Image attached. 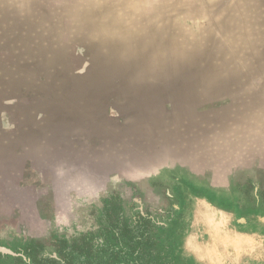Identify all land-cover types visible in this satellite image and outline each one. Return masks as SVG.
<instances>
[{"label":"rangeland","instance_id":"rangeland-1","mask_svg":"<svg viewBox=\"0 0 264 264\" xmlns=\"http://www.w3.org/2000/svg\"><path fill=\"white\" fill-rule=\"evenodd\" d=\"M0 264H264V0H0Z\"/></svg>","mask_w":264,"mask_h":264}]
</instances>
